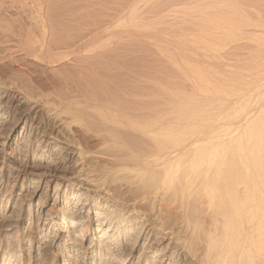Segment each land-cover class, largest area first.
Segmentation results:
<instances>
[{"label": "bare ground", "instance_id": "1", "mask_svg": "<svg viewBox=\"0 0 264 264\" xmlns=\"http://www.w3.org/2000/svg\"><path fill=\"white\" fill-rule=\"evenodd\" d=\"M0 264H264V0H0Z\"/></svg>", "mask_w": 264, "mask_h": 264}]
</instances>
